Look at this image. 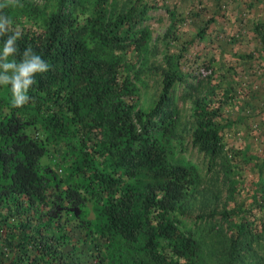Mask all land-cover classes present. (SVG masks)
<instances>
[{
    "label": "trees",
    "instance_id": "1",
    "mask_svg": "<svg viewBox=\"0 0 264 264\" xmlns=\"http://www.w3.org/2000/svg\"><path fill=\"white\" fill-rule=\"evenodd\" d=\"M207 1L187 9L189 16L209 13L188 35L213 53L196 51L187 59L193 41L181 38L179 0H0V14L22 30L11 59L19 63L31 46L49 65L34 76L22 107L13 106L11 86L0 85V209L15 200L11 209L23 205L26 216L4 240L9 264H69L62 249L71 243L65 215L84 222L95 249L87 264H208L207 249L216 252L217 264H264V214L234 201L240 184L230 176L234 151L225 148L220 122L221 108L240 91L232 88L235 69L252 55L226 50L234 64L219 70L213 54L224 53L226 30L217 16L224 15V0ZM158 9L168 25L153 39L152 52L149 24ZM242 21L238 11L236 22ZM250 25L264 54V20ZM6 38L0 37V49ZM156 53L154 96L147 108L139 107L148 89L141 70ZM179 101L189 102L181 121ZM60 142L74 155L62 176L60 167L41 163ZM188 146L205 170L222 171L226 199L233 200L218 220L191 228L177 216L202 180L199 165L184 154ZM257 160L250 196L260 207L264 160ZM88 200L93 218L81 220Z\"/></svg>",
    "mask_w": 264,
    "mask_h": 264
},
{
    "label": "rangeland",
    "instance_id": "2",
    "mask_svg": "<svg viewBox=\"0 0 264 264\" xmlns=\"http://www.w3.org/2000/svg\"><path fill=\"white\" fill-rule=\"evenodd\" d=\"M188 1L190 4L187 5L186 0H179V2L177 0L179 4L177 12H180L179 14L185 17V21L182 23L179 30H183L181 38L183 40L185 38H188L187 40L191 38V41H193L191 47L188 49L187 59L191 58L196 51H200L201 57L204 52L206 56H209L213 51L208 48V43L194 41L195 37H193L192 40V37L188 35L189 33H194L197 30V26L202 25L203 20L206 19L209 13L203 12L201 17L197 15L189 16L187 9L192 8L191 5H193V2H196V0ZM207 2L211 3L212 0H208ZM249 3L251 6L246 7ZM168 4L171 3L168 2ZM160 10L161 9H158L152 12L155 19L150 21L149 24L151 37L149 50L153 48V39L163 32L168 25L167 16ZM224 10L223 17L219 16V12L217 14L219 23H223V29L226 30V36L221 39L224 48L223 56L220 57L219 55L213 54L216 65L221 72L229 66L230 56L229 54L225 55L226 50L241 55L248 53L252 55V58L249 62L244 60V62L235 69V82L232 88L237 89L240 87V91L234 93L231 103L225 104L221 108L220 122L224 124L222 140L228 151L230 149L234 151V153H229L228 155L232 165L230 176L236 180V184H240L236 185L237 189L234 194V201L240 204L242 203L245 209L253 205L256 208L254 214L260 216L264 214V202H262L260 207L256 206L251 203L250 194L259 176L256 167V164L257 166L259 165V160H257V158L260 157L264 160V54L259 52V49H261L260 42L256 34L251 30L253 26L250 24L255 19L264 20V2L260 0H224ZM238 11L242 13L243 21L241 23L236 22ZM157 13H159L160 16L157 17ZM244 23H246V25ZM213 27H218L222 30L218 24H215ZM239 28L240 34L238 33ZM219 33V31H215L218 38L220 37ZM161 46L162 45L158 43L156 49L159 50ZM234 59L229 64H234ZM159 60L160 58L157 53L154 54L141 70L142 75H146L148 89L146 93L141 96L138 103L139 107L147 108L154 96V80L159 69ZM239 61L241 62L243 60ZM247 86L250 87V91H246ZM188 107V101L178 102L180 121L183 120V116H186ZM179 126L181 127V123ZM186 141L187 137H182L181 145L184 146ZM68 148L69 145H65L63 142L54 146H49L47 153L41 159V163L48 164L54 168L60 167L61 173L59 172L58 174L62 176L70 170L72 161L74 160L73 152ZM184 154L199 165L202 174L201 185L194 190L193 195L185 198L177 208V216L180 222L183 223L186 228H191L197 224L200 225L204 220L206 221L207 218H210V220H213L212 218L218 220L219 214L224 209H229L233 206V200L228 201L226 199L225 178L221 170L216 167L205 170L201 158L196 154L195 150L189 146ZM9 203L12 205H9ZM14 204L15 200L5 202L0 209L1 264H9L8 256L10 253H8L5 247L4 240H9L15 234L17 226L21 222H24L26 218L24 206L22 205V207L11 209L10 206ZM65 218L67 219L64 223L66 227L65 232L67 237L70 238L71 243L68 241L63 245V254L68 255L67 260L69 264H87L90 260V252H94L95 249L88 240L84 222L80 220L74 221L68 215H65ZM80 218L81 220L93 218L91 201H86L82 207ZM223 232L228 233L229 231L224 227ZM206 252L212 258L208 264H217L215 260L216 252L210 249H207Z\"/></svg>",
    "mask_w": 264,
    "mask_h": 264
},
{
    "label": "clouds",
    "instance_id": "3",
    "mask_svg": "<svg viewBox=\"0 0 264 264\" xmlns=\"http://www.w3.org/2000/svg\"><path fill=\"white\" fill-rule=\"evenodd\" d=\"M9 2L14 4L15 0ZM21 36L22 30L13 28L12 19L0 14V37H7L0 49V85L11 86L14 107H22L29 102L28 90L34 83V76L49 70V65L40 55L33 52L31 46L24 50L19 63L11 59L17 55V41Z\"/></svg>",
    "mask_w": 264,
    "mask_h": 264
},
{
    "label": "built area",
    "instance_id": "4",
    "mask_svg": "<svg viewBox=\"0 0 264 264\" xmlns=\"http://www.w3.org/2000/svg\"><path fill=\"white\" fill-rule=\"evenodd\" d=\"M58 171H60V170L58 169Z\"/></svg>",
    "mask_w": 264,
    "mask_h": 264
}]
</instances>
